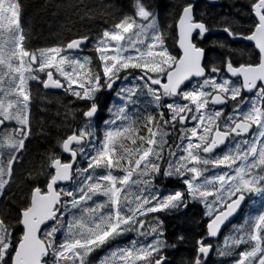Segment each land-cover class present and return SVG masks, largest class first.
I'll return each instance as SVG.
<instances>
[{
	"label": "snow or ice",
	"instance_id": "6c2138e0",
	"mask_svg": "<svg viewBox=\"0 0 264 264\" xmlns=\"http://www.w3.org/2000/svg\"><path fill=\"white\" fill-rule=\"evenodd\" d=\"M29 7L0 0V264H175L187 236L173 242L166 220L196 205L201 232L178 264H264V0L223 14L175 0L167 16L154 0H45L68 34L38 48ZM73 14L107 18L73 32ZM47 90L69 99L37 163ZM109 93L120 103L105 109Z\"/></svg>",
	"mask_w": 264,
	"mask_h": 264
},
{
	"label": "trees",
	"instance_id": "16d2710c",
	"mask_svg": "<svg viewBox=\"0 0 264 264\" xmlns=\"http://www.w3.org/2000/svg\"><path fill=\"white\" fill-rule=\"evenodd\" d=\"M219 1L221 2L219 7L209 6L207 4L203 5L201 4L203 2L199 3L201 7L205 8L204 12L206 14L219 12V10L220 13L223 14L224 11L229 10L228 5L230 4V0ZM56 2L67 3V0H56ZM76 2L79 3L80 0H76ZM154 2L159 5L156 10L161 14V16H167L171 13L172 9L171 7L166 8L165 6L174 4L175 0H154ZM29 3L31 7H29L25 13V19L31 24L32 40L30 42V47L38 48L51 45L56 39L67 36V29L62 28V25H64L66 22L65 14L62 11L57 12L55 9L42 8L41 5L45 3V0H29ZM83 3L89 6H98L101 3L110 4L114 6L117 11L122 8L127 11L131 0H83ZM54 12H56L55 15H53ZM105 18L107 17L96 16L92 22L84 21L81 23L78 17L73 14L72 20L75 23V26L72 28V31L75 32L77 28L86 30L84 29V25H89L94 28L103 27ZM166 22L170 23L171 21ZM221 38L222 37L215 35L209 37L208 41L206 42L208 45L209 54H212L211 41ZM84 53L90 55L87 50H85L82 54ZM33 87L35 88V85H33ZM41 95H44V93H41ZM68 99V97L64 96L63 92L47 90L46 98L43 101L39 98L35 101L32 108V114L37 120L43 121L47 126L48 139L46 140L44 136H38L37 139L33 140L32 144L29 145L31 150L29 159L35 160L37 163H39L40 157L46 154V150H50L52 145L55 144L56 137L58 135H63V122L65 120V109L63 105L68 103ZM113 103H120V101L114 97H111V94H107L102 98V104L105 109L109 104ZM105 119H108V114L106 111H101L96 121L98 129L103 127V121ZM169 187H171V185H169ZM202 216V207L200 205H196L190 207L183 214H173L167 218V233L169 237L172 238L173 242L176 235L187 236V241L183 244H178L176 250L172 252V259L174 260L175 264H178L181 258L186 259L191 255L193 237L198 238L196 234L201 232L199 224L202 223ZM239 222L240 220H236L233 223ZM227 231V229H224L225 234ZM221 242H223V235H221V237L213 243L222 244ZM103 254L104 252H100L99 256ZM210 255L212 256V254ZM212 258L225 259L219 257ZM225 264H227V260L225 261Z\"/></svg>",
	"mask_w": 264,
	"mask_h": 264
},
{
	"label": "flooded vegetation",
	"instance_id": "af4514ba",
	"mask_svg": "<svg viewBox=\"0 0 264 264\" xmlns=\"http://www.w3.org/2000/svg\"><path fill=\"white\" fill-rule=\"evenodd\" d=\"M218 1H219V0H218ZM199 2H203V3H201V4H203V5H204V4H207V5H209V6H215V7H217V6L219 7V6L221 5V2H220V1H219V4H210V3H208L206 0H199ZM204 9H205V8H203V7L200 8L201 11H205ZM217 11H218V10H217ZM219 12H220V10H219Z\"/></svg>",
	"mask_w": 264,
	"mask_h": 264
},
{
	"label": "water",
	"instance_id": "95a60500",
	"mask_svg": "<svg viewBox=\"0 0 264 264\" xmlns=\"http://www.w3.org/2000/svg\"><path fill=\"white\" fill-rule=\"evenodd\" d=\"M208 3H210L209 2V0H206ZM210 4H213V3H210ZM214 4H219V1L218 0H215V2H214ZM49 91H55V92H62V90H49ZM109 94H111V93H109ZM234 222V221H233ZM214 241H216V240H214ZM213 241V242H214ZM211 256V255H210Z\"/></svg>",
	"mask_w": 264,
	"mask_h": 264
},
{
	"label": "rangeland",
	"instance_id": "374dc122",
	"mask_svg": "<svg viewBox=\"0 0 264 264\" xmlns=\"http://www.w3.org/2000/svg\"><path fill=\"white\" fill-rule=\"evenodd\" d=\"M87 52H88V51H87ZM82 55H88V54L84 53V54H82ZM111 97H114V98H116L117 100H119V98L116 97L114 93H111ZM201 207H202V206H201ZM221 243H223V242H221ZM103 255H104V254H103ZM103 255H101V256H103Z\"/></svg>",
	"mask_w": 264,
	"mask_h": 264
}]
</instances>
